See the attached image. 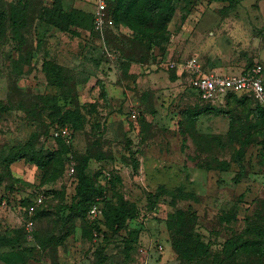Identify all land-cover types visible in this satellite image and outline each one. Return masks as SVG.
Wrapping results in <instances>:
<instances>
[{
    "label": "rangeland",
    "instance_id": "374dc122",
    "mask_svg": "<svg viewBox=\"0 0 264 264\" xmlns=\"http://www.w3.org/2000/svg\"><path fill=\"white\" fill-rule=\"evenodd\" d=\"M140 1L107 27V57L93 0H0V229L18 230L26 264H264V113L249 97L202 102L185 66L264 75V0H159L146 25ZM80 174L101 192L96 218L73 200ZM108 204L134 213L117 232ZM175 211L204 254L174 249Z\"/></svg>",
    "mask_w": 264,
    "mask_h": 264
},
{
    "label": "trees",
    "instance_id": "16d2710c",
    "mask_svg": "<svg viewBox=\"0 0 264 264\" xmlns=\"http://www.w3.org/2000/svg\"><path fill=\"white\" fill-rule=\"evenodd\" d=\"M136 0H108L107 5V13L109 18L114 20V22H120L124 20L128 15H130V7L133 6ZM157 6L159 7V0H141L139 5L136 7V10L134 12V21H136L139 24H149L151 22V17L149 13L152 10L151 6ZM171 10L170 9H162L159 8L157 12V19L156 23L159 25L166 20H168L170 16ZM126 15V16H125ZM90 24H91V32L92 36L94 38H97V34L93 30V20H92V12L90 13ZM107 32V28L104 30V42H105V35ZM105 44V50L102 48V50L106 53L107 57H113V51H111V47ZM109 45V44H108ZM253 64H251L248 68H250ZM247 68V69H248ZM246 70V69H245ZM244 71V70H243ZM228 95H236V96H243V97H249L244 94H236L233 92H228L224 97H222V100H224ZM200 98V97H199ZM253 99V98H252ZM221 100V101H222ZM254 100V99H253ZM202 101V100H201ZM255 101V100H254ZM204 103H210L205 102ZM256 104H258L255 101ZM261 106L260 104H258ZM262 113H264V107L261 106ZM68 121L61 122V125L68 124ZM237 157L240 158L242 156L241 149L237 151ZM30 160L37 166L44 167L47 163V161H43L40 159L30 158ZM74 172V171H73ZM73 174V173H72ZM71 174V175H72ZM101 192L95 185L90 181V178L86 174H80L78 176V181L76 182L75 186V193L73 194V200L76 203L85 205L86 213H88V208L90 205H92L96 199L95 196L99 195ZM43 204V200L41 203L37 205ZM102 217L104 218V226L106 227V230L117 232L121 230L124 226V221L126 218H133L134 213L132 210L128 209L127 207H111L109 204L106 205L104 208V211L102 213ZM171 216H175L176 220L172 222L171 220L167 222V229L171 231L173 236H175L171 244L174 247V249L178 252L179 255L182 256H188V257H198L199 251H202L203 254L206 252V247L197 242H192L189 238L185 237V234L183 232H180V226L183 221L182 214L179 215L178 211H175L174 213H170ZM25 220H32L34 218V213H31L29 216L27 211L24 210ZM34 225V222H33ZM134 232H136L135 229H133ZM35 232V225L34 230L32 234ZM18 230L16 229H0V247H11L12 249L10 251H6L3 253H0V260L3 262V264H26V251L23 248H14L15 243H17V237ZM18 246V244H17Z\"/></svg>",
    "mask_w": 264,
    "mask_h": 264
},
{
    "label": "built area",
    "instance_id": "2783aa9c",
    "mask_svg": "<svg viewBox=\"0 0 264 264\" xmlns=\"http://www.w3.org/2000/svg\"><path fill=\"white\" fill-rule=\"evenodd\" d=\"M92 20L93 30L97 34V40L105 50L104 30L107 28L111 19L107 13L108 0H93ZM191 70L192 75L188 79V84L195 90L200 99L205 102H214L222 100L228 92L236 94H244L251 96L258 104L264 107V75L263 66L260 62H255L253 65L239 72L238 74H218L207 73L201 74L199 65L195 61H188L185 65ZM66 131V128L65 130ZM74 168L70 166L68 173H72ZM43 200L42 195L35 197V203L39 204ZM31 215V211H27ZM101 214V209L97 201L88 208L90 218H96ZM25 230L30 236L34 230L32 220L25 221ZM158 250H162V245H157Z\"/></svg>",
    "mask_w": 264,
    "mask_h": 264
}]
</instances>
